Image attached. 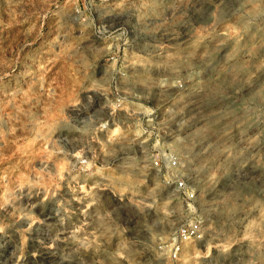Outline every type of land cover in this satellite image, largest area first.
I'll use <instances>...</instances> for the list:
<instances>
[{
    "label": "rangeland",
    "instance_id": "374dc122",
    "mask_svg": "<svg viewBox=\"0 0 264 264\" xmlns=\"http://www.w3.org/2000/svg\"><path fill=\"white\" fill-rule=\"evenodd\" d=\"M0 264H264V0H0Z\"/></svg>",
    "mask_w": 264,
    "mask_h": 264
},
{
    "label": "built area",
    "instance_id": "2783aa9c",
    "mask_svg": "<svg viewBox=\"0 0 264 264\" xmlns=\"http://www.w3.org/2000/svg\"><path fill=\"white\" fill-rule=\"evenodd\" d=\"M178 165V158L174 155L166 156L163 160H153L154 167L164 170L174 171L178 168ZM173 182L175 187L182 193L185 200L193 201L195 193L192 188L188 187L185 182L178 177L173 179ZM202 234L201 220L190 221L186 226H183L179 230L177 234L178 242H176V248H179V242L200 239Z\"/></svg>",
    "mask_w": 264,
    "mask_h": 264
}]
</instances>
